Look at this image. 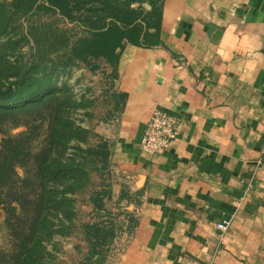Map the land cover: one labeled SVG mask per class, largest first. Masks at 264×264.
Listing matches in <instances>:
<instances>
[{
    "label": "crops",
    "instance_id": "crops-1",
    "mask_svg": "<svg viewBox=\"0 0 264 264\" xmlns=\"http://www.w3.org/2000/svg\"><path fill=\"white\" fill-rule=\"evenodd\" d=\"M159 12L106 69L123 101L102 132L103 264H264V0H164ZM155 110L178 125L147 155Z\"/></svg>",
    "mask_w": 264,
    "mask_h": 264
},
{
    "label": "trees",
    "instance_id": "trees-1",
    "mask_svg": "<svg viewBox=\"0 0 264 264\" xmlns=\"http://www.w3.org/2000/svg\"><path fill=\"white\" fill-rule=\"evenodd\" d=\"M163 1L13 0L10 4L15 11L30 18L25 30H22V38L29 46V57L27 63L20 66L22 59L12 61L0 52V69L5 64L6 70H16L12 75L0 77V80L14 76L17 85L14 89L0 91V118L41 108L49 112L48 119L51 122L47 146L36 157V181L30 188L31 196L20 191L14 194L13 200L20 209L30 206L26 227L18 239L14 264H45L44 259L49 255L45 241L52 238L55 226L62 228L65 219L73 218V195L83 186V181L88 176L85 162L76 163L72 155L64 157L63 154L69 147V142L86 130L73 125L65 109L66 101L62 100L60 94L54 92L48 98L43 97L45 90L40 88L43 78L49 76L55 67L63 70L78 61L90 66L93 72H106L107 68H114L125 43L137 44L142 39L147 40L148 29L151 26L158 29L161 20L159 7ZM145 3L149 4L150 10L146 9ZM40 12L61 16L73 23L80 34L79 31L68 34L67 31L52 28L45 37L40 20L36 19ZM7 18L6 8L0 2V29L5 30ZM8 35H5L8 37L5 45L14 46L19 42ZM48 56L51 57L50 62L47 61ZM48 64H51L50 69L47 68ZM33 97L38 98L35 103L23 105ZM71 103L68 98L67 104ZM79 142L77 140L75 147L81 150ZM20 145L22 144L18 139L11 137L3 139L0 144V180L5 178H2V173H7L11 160L23 153L24 147ZM96 153L101 166L105 167L108 162L107 147L102 143ZM93 198L95 207L102 209L103 204L98 194ZM49 216L53 219L58 217L59 223L55 225V221ZM86 233L92 239L93 251L84 263L79 264H102L103 247L112 237L111 231L100 221L87 223Z\"/></svg>",
    "mask_w": 264,
    "mask_h": 264
},
{
    "label": "rangeland",
    "instance_id": "rangeland-1",
    "mask_svg": "<svg viewBox=\"0 0 264 264\" xmlns=\"http://www.w3.org/2000/svg\"><path fill=\"white\" fill-rule=\"evenodd\" d=\"M12 1L0 0L8 15L7 23L4 22L6 23L5 30L0 29V52L12 61H16V58L22 59L19 65L23 66L28 61L29 46L22 38V30H25L30 18L15 11L10 6ZM144 5L149 7L148 3ZM37 16L36 19L40 20L41 31L45 37L49 35L52 28L67 31L68 34L79 31L73 23L67 22L59 15L40 12ZM7 33L11 39L19 40V42L14 46L13 44L5 45L8 38L5 36ZM47 61L50 62L51 57L47 58ZM50 67L51 64H48L47 68L50 69ZM6 69L4 64L0 69V77L12 75L16 71ZM52 70L51 74L43 78V83L40 84V88L45 90L43 97L48 98L54 92L60 94L62 100L66 101L65 109L73 125L86 130L85 133L69 142L70 145L63 151V154L64 157L72 155L76 163L85 162L88 176L83 181V186L73 195L75 200L73 218L65 219L62 228L55 226L52 238L45 241L49 255L44 259V263L79 264L84 263L93 251L92 239L86 233V224L97 223L103 219L101 209H94L96 203L93 197L98 194L101 198L100 191L109 176L107 169L102 167L101 162L98 161L99 155L96 152L103 143V129L119 112L123 96L113 92L116 77L112 72H93L90 66L80 61L63 70L58 67ZM14 87H17L14 76L0 80V91L6 88L14 89ZM68 98L72 101L69 105L67 104ZM37 99L36 97L30 98L23 105L33 104ZM48 113L46 109H29L0 118V144L3 139L11 137L18 139L22 144L20 146L24 147L23 153L17 154L11 160V167L7 173H2V178H5L0 180V264H14L18 239L26 227L30 206L22 210L13 199L15 192L19 191L31 196L30 188L36 181V157L47 146L51 130ZM77 140L80 141L81 150L75 147L78 144ZM51 220L55 221V225L59 223L58 217L55 219L51 217ZM59 228L61 229L57 230Z\"/></svg>",
    "mask_w": 264,
    "mask_h": 264
},
{
    "label": "built area",
    "instance_id": "built-area-1",
    "mask_svg": "<svg viewBox=\"0 0 264 264\" xmlns=\"http://www.w3.org/2000/svg\"><path fill=\"white\" fill-rule=\"evenodd\" d=\"M177 125L178 119L175 116L162 110H155L141 134L139 141L141 151L147 155L163 154L175 137ZM229 224V219H222L217 222L216 227L221 233H225Z\"/></svg>",
    "mask_w": 264,
    "mask_h": 264
}]
</instances>
